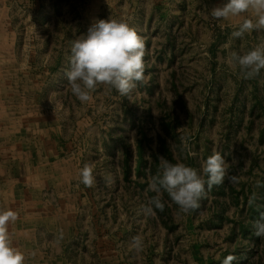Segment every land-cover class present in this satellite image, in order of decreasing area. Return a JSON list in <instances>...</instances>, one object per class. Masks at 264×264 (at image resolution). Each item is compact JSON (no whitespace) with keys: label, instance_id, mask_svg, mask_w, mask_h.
Returning <instances> with one entry per match:
<instances>
[{"label":"rangeland","instance_id":"374dc122","mask_svg":"<svg viewBox=\"0 0 264 264\" xmlns=\"http://www.w3.org/2000/svg\"><path fill=\"white\" fill-rule=\"evenodd\" d=\"M224 2L0 0V141H7L0 167L9 182H25L27 211L58 214L57 228L38 226L40 245L26 253L29 261L222 264L234 255L232 264H264V239L254 235L264 212V70L246 80L226 63L231 52L264 42V30L233 38L236 25L254 15L211 18ZM101 19L137 30L145 80L128 96L98 87L81 105L65 72L73 41ZM214 151L237 183L226 176L206 186L189 215H178L167 193L163 211L143 214L159 157L200 172ZM86 163L92 187L80 182ZM18 166L28 169L21 174ZM136 236L145 245L140 253L130 248Z\"/></svg>","mask_w":264,"mask_h":264},{"label":"clouds","instance_id":"9594fccd","mask_svg":"<svg viewBox=\"0 0 264 264\" xmlns=\"http://www.w3.org/2000/svg\"><path fill=\"white\" fill-rule=\"evenodd\" d=\"M249 11L254 19L244 18L232 32L233 38H242L245 33L264 30V0H225L222 5L213 7L209 15L215 20H227ZM144 54V41L128 22L97 20L86 34H81L72 43L69 68L65 72L66 87L81 105L91 101L92 94L101 86L106 93L115 90L121 96H128L138 82L145 80ZM226 63L230 68L238 69L243 79H256L264 70V42L243 55L231 52ZM260 82L264 84V81ZM158 161L157 174L148 180L147 190L155 195L142 209L145 216H154L156 210H164V193L178 206V215H189L200 207L206 186L211 190L213 186L224 183L226 176L230 183L238 182L237 177L228 176L229 164L220 152L214 151L204 160L200 172L185 163H171L163 156ZM79 177L86 187L93 186L95 178L89 164L83 166ZM254 200V197L250 198L249 204L252 205ZM16 219L15 211L0 210V264H24L25 255L13 246L9 233V224ZM254 235L264 239V212L254 223ZM144 247L140 236L133 237L130 243L132 250L140 253ZM235 259L234 255H228L222 264H232Z\"/></svg>","mask_w":264,"mask_h":264},{"label":"crops","instance_id":"0c3cea01","mask_svg":"<svg viewBox=\"0 0 264 264\" xmlns=\"http://www.w3.org/2000/svg\"><path fill=\"white\" fill-rule=\"evenodd\" d=\"M5 140L0 141V150L6 145ZM7 146V145H6ZM28 167H25L21 170H26ZM45 168H33L34 172L39 176V174ZM58 170V167L55 169H51V172L54 170ZM18 166V172H21ZM0 210H13L17 213V219L14 223L9 224V233L13 243V246L20 250L25 255L24 264H59L56 260L52 261L51 259L46 260L44 262L39 261H29L26 257L27 252H33L35 255V248H38L40 245L37 242V234L36 231L41 228V224L43 223H52V226H55L54 222L58 221V214L55 215H47L49 217H42V215H38L36 211H27V207L31 206L30 199L25 197V182H9L4 174L7 173V168L0 167ZM39 178V183L42 184L44 178L41 176ZM59 182V181H58ZM39 191H41V185H39ZM33 191H36V188H32ZM50 218V219H49ZM61 221V219H59ZM41 225V226H40ZM40 226V228L38 227ZM57 226V225H56ZM54 228H57V227ZM53 229H48L50 235L52 236L54 232ZM34 241V242H33ZM38 243V244H37ZM39 250V249H38ZM39 254V252H37ZM63 264V263H60Z\"/></svg>","mask_w":264,"mask_h":264}]
</instances>
